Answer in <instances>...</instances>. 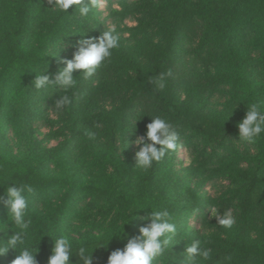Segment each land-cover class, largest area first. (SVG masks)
<instances>
[{
	"label": "rangeland",
	"instance_id": "rangeland-1",
	"mask_svg": "<svg viewBox=\"0 0 264 264\" xmlns=\"http://www.w3.org/2000/svg\"><path fill=\"white\" fill-rule=\"evenodd\" d=\"M178 1L101 0L100 7L86 20L77 21L51 11L53 5L48 0H30L28 29L17 43L20 59H10L0 38V154L17 161L19 170H35L33 180L21 181L35 189V195L29 197L32 231L42 227L48 216L58 215L60 227L68 236L110 232L127 219L129 210L118 207L114 192L130 190L125 196L128 198L149 182L153 200L166 197L162 208L170 212L178 228V242L157 264H173V260L179 264L193 239L212 249L207 264H264V169L255 187L241 195L235 193L238 187L228 175L232 166L255 168L258 157H264V143L260 138L247 143L232 134H222L223 125L242 121L251 104L247 102L249 94L264 92L260 50L264 33L257 35V42L253 30L244 23L243 29L231 34L222 54L219 49L213 53L211 44L199 45L197 15L204 9L214 18L212 4L216 0H189V13L180 11ZM254 3L264 10V0L222 1L225 8L235 5L237 9L250 5L256 9ZM13 4L14 0H0V30L11 24L12 18L3 16ZM72 11L69 8L67 14ZM53 24L55 31L47 34ZM111 26L120 35L119 48L92 77L74 73L76 87L67 93L73 102L57 114L52 106L64 93L52 88L36 90L32 86L36 73L47 68L43 74L54 80L57 70L64 67L62 61L72 58L79 39L98 36ZM58 44V55L46 56ZM167 48L171 53L156 73L170 72L165 88H170L171 98L181 110L187 111L189 125L176 126L168 120L179 132L180 146L142 171L134 167L138 147L132 141L143 136L150 117L161 112L150 104L151 96L132 97L134 71L130 60L152 69ZM12 65L15 68L9 71ZM139 118L134 131L129 130ZM197 127L211 138L199 136ZM89 132L95 133L91 139ZM123 143L128 146L124 148ZM161 169L164 174L158 175ZM73 178L76 185L71 182ZM147 198L155 208L157 204ZM218 198L223 202L219 207L213 204ZM243 198L250 206L241 210L238 204ZM196 208L201 210L191 215ZM229 210L235 217L234 225L230 229L214 225L217 219L211 213L222 215ZM150 211L130 220L137 235L142 218ZM0 222L12 227L2 202ZM5 238L0 233V239ZM9 255L16 256L13 251Z\"/></svg>",
	"mask_w": 264,
	"mask_h": 264
},
{
	"label": "clouds",
	"instance_id": "clouds-1",
	"mask_svg": "<svg viewBox=\"0 0 264 264\" xmlns=\"http://www.w3.org/2000/svg\"><path fill=\"white\" fill-rule=\"evenodd\" d=\"M100 2L101 0H48V3L53 5L51 11L63 13L77 21L86 20L90 13L100 7ZM116 7L118 8L119 5ZM69 8L73 9L71 15L67 14ZM73 13L76 15L73 16ZM81 36L83 37L84 34ZM59 45H56L55 50L50 51V54L46 56H57L60 50ZM119 46L120 35L116 32L115 26L105 29L98 36L81 38L76 42V50L72 58L62 61L64 67L57 70L54 80L50 79V75L43 74L46 68L39 73L34 72L36 75L32 86L36 90L49 88L62 90L64 94L58 95L52 107L57 114L63 113L73 102L72 97L67 93L76 87V77H92L97 68L110 60ZM74 73L78 75L74 76ZM168 75L170 72L158 73L154 77L151 76L148 82L162 91L166 87ZM141 118L134 120L129 130L134 131L135 121ZM150 118L151 121L146 125L144 135L132 141L138 147L134 167L142 171H147L154 164L161 162L180 146L179 132L166 117L153 115ZM237 129L239 141L254 143L264 134V106L259 103L249 104L242 121L237 124ZM87 135L91 139L95 133L89 132ZM123 144L124 148L128 146ZM2 186H5V191L0 197V202L7 209V221L11 222L12 227L8 228L6 223L0 222V233H4L7 237V239H0V256L6 255L11 250L16 253L12 264H37L35 257L38 247L37 245L33 247L31 242L33 220L29 204V197L35 195V189L30 184L16 182ZM145 209L151 211L142 218L143 226L139 228V234L130 238L122 231L113 232L102 245L95 248H91L84 242L74 245L72 240L64 234L51 238L53 243L47 264H71V257L77 258L76 264H92L93 250L106 246L113 237L124 238L127 242L122 249L111 251L107 264H157V261L171 253L170 249L178 242V228L166 208ZM136 210L129 208L126 213L127 219L121 223L122 229L133 218L132 214ZM211 214L217 219V224L223 228L230 229L235 223L231 210L223 212L222 215H218L217 212ZM40 240L41 238L38 244ZM211 258L212 249L205 247L200 239H193L186 246L179 264H207ZM173 264H175L174 260Z\"/></svg>",
	"mask_w": 264,
	"mask_h": 264
},
{
	"label": "trees",
	"instance_id": "trees-1",
	"mask_svg": "<svg viewBox=\"0 0 264 264\" xmlns=\"http://www.w3.org/2000/svg\"><path fill=\"white\" fill-rule=\"evenodd\" d=\"M178 1V0H177ZM223 0H216L212 4L213 11L215 12L216 16L212 18L209 16L207 10L202 9L200 11V14L197 15V20L200 21V41L199 45L204 46L205 43H209V48L213 49V53H217V49H219V52L222 54L223 49L226 47V42H228L229 37L234 32H239L240 29H243L244 23L247 24L251 30L256 35V41L258 42L257 35L259 33H264V10H260L259 4L254 3L256 5V9H251L253 5H250L249 7L245 9H237L235 5L225 8L222 4ZM253 1V0H252ZM30 0H14V4L9 7V13L7 15H4L6 18H12L10 20L11 24L8 28H2L0 30V38L5 42V49L8 50L10 59H20L21 57V49L18 46L19 39L24 35L25 31L28 29V23H27V17L29 16L28 8H29ZM238 3V2H237ZM189 0H180L178 1V7L180 11L184 13H189ZM191 8V6H190ZM248 12L247 15H238V13L242 12ZM190 16H188V19ZM54 24L49 28V31L47 34H49L52 31H55ZM199 30V29H198ZM53 39L57 38L56 36L52 37ZM52 39V40H53ZM222 49V50H221ZM261 60H264V45L261 46ZM169 52L171 53V50L167 48L164 50L162 58H160L157 61V64L154 68L148 69L145 68L139 64H137L134 60H130V66H132L134 71V78L131 81V90H132V97L136 99V96L140 97H146L151 96L153 99L150 104L154 106L157 110L161 112V115L166 117L168 120H171L173 122H176V126H183L187 127L189 125V121L186 118L188 117L187 112L184 108L179 107L177 103H175L170 95V88L166 89L164 88L162 91L157 90L154 86H151L149 81V78L152 76H156V70L161 67L162 62L166 60L167 56H169ZM219 55H217L218 58ZM169 58V57H168ZM219 59V58H218ZM14 65L9 67V71L14 70ZM243 84L245 81H241ZM250 99L247 100V102L251 101V103H259L262 106H264V92L263 93H256L251 92L249 94ZM248 96V97H249ZM109 116H112V113L109 114ZM189 118V117H188ZM223 133L222 134H232L234 136L238 137V129L237 125H231V124H225L223 125ZM199 136L202 138H211L209 134H207L206 130H202L201 127H197L196 131ZM263 143H264V134H262L259 137ZM264 146V145H263ZM261 155V153H260ZM258 164L255 168H249L246 170L239 169L235 166H232L228 169V175L231 178L232 182L238 187V189L235 191V193L241 195L246 193L248 190H251L255 187V185L258 182V174L261 173V170L264 169V157H258ZM35 171L31 168L26 169H17V161H14L13 159L9 158L8 156H4L0 154V184L7 185L10 182H16V183H22V180H26L27 182L33 180L31 177L33 176L32 172ZM156 172L155 170L152 172ZM158 175H163V170H159ZM131 176L134 175V173H130ZM151 178V177H150ZM153 179V178H151ZM125 181V180H124ZM72 184L76 185L77 181L76 178L72 179ZM160 182H163L162 179H160ZM149 182L145 183L144 189L139 193L136 190H133V193L129 195L128 198H125L126 194L130 191L127 189H122L119 191L114 192V198L119 203L118 207L127 210L129 208L137 209L132 215H138L142 212H145V208H151L153 205L148 201V196L151 197V200H153V197L151 196L150 192L148 191ZM0 185V195H2L5 191V186ZM131 187V186H130ZM149 194V195H148ZM166 200V197L163 196L162 198L160 196L156 197L153 200V203L157 207H162L165 204L162 203ZM215 203L216 206H221L223 203L221 201V198H218L213 201V204ZM250 206V203L248 201H245V199H242V202L238 204V207L242 210L243 207ZM205 208V203L202 204V209ZM201 210V208H196L193 211H191V215H193L196 211ZM148 212V211H147ZM189 213V214H190ZM61 217L58 215H50L47 218L44 219L42 222V227L36 228L33 232V235L31 237V242L33 247L37 245L38 247V253L35 257L37 264H47L48 257L50 256V250L52 247V239L55 238V236L64 234L66 235L61 225ZM124 221V220H123ZM122 221V222H123ZM121 222V223H122ZM121 223L112 229L110 232L105 233H97L94 234L92 232L87 233H81L77 237L74 236H68L73 244H78L80 242H84L88 244L91 248H95L97 246L102 245L110 236L111 233L122 231L123 234H126L127 237H133L137 234L132 230L131 222L129 221L128 224L123 226V229L121 228ZM214 225H218L217 221L214 223ZM47 235V236H44ZM40 243L39 242V239ZM7 239V237L5 238ZM127 240L124 238H117L113 237L109 243L100 248H96L92 252V264H107V258L111 251L116 249H122L124 245L126 244ZM11 252V250H10ZM16 254V253H15ZM15 259V257H10L9 252L4 255L0 256V264H12V261ZM247 260V257H245ZM76 257H71L70 261L71 264H76Z\"/></svg>",
	"mask_w": 264,
	"mask_h": 264
}]
</instances>
